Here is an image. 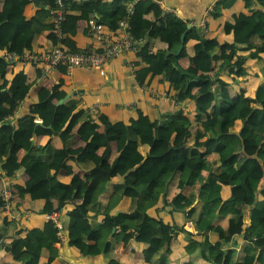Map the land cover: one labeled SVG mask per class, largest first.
Here are the masks:
<instances>
[{
    "label": "trees",
    "instance_id": "1",
    "mask_svg": "<svg viewBox=\"0 0 264 264\" xmlns=\"http://www.w3.org/2000/svg\"><path fill=\"white\" fill-rule=\"evenodd\" d=\"M143 1L156 5L151 0H138L128 12L132 0H64L68 11H78L85 20L92 18L113 31L126 18L128 32L135 42L143 37L152 41L149 34L158 28L157 38L166 48L149 52L146 65L137 70V76H159L169 83L168 91L175 102L195 103L196 115L189 118L179 109L146 121L138 111L136 119L120 124L116 131L113 127H101L104 118L101 115L95 118L88 109L80 107L78 98L56 105L60 88V83H56L50 88L40 87L30 114L12 123L5 116L13 115L31 83L23 71L7 78L10 62L0 55V168L7 176L23 168L28 179L22 186L14 185L13 196L43 199L40 213L47 214L74 202L73 215L66 225L69 243L91 241L95 252H103L111 262L118 235L129 231L136 242L147 245L146 253L153 264L167 262L174 227H164L159 219L147 214V209L161 195L165 205H170L172 211L184 212L186 220L194 224L196 233L188 234L185 246L191 256L185 264L210 258L216 262L220 257L219 264H264V188L257 196L249 185L250 178L264 176V0H243L251 13L242 17L234 14L232 21L224 22L223 30L233 35L230 44L217 43L207 49L198 26L186 29L185 36L196 40L190 58L194 70L179 63L186 56L185 45L181 32L171 26L181 22L172 14H168L163 24L149 19L141 9ZM30 3L36 10L25 18L22 12ZM55 7V0H0V50L18 53L34 50L38 36L53 29L51 10ZM68 18L67 13L63 37L58 40L53 35L57 44L77 51L69 46L70 40L65 35ZM11 26L23 32L20 42L13 43L9 37ZM225 46L229 51L223 55ZM248 66L254 67L263 80L254 97L241 98L242 90L234 86L239 77L246 76ZM37 74L40 75L38 67ZM220 74L230 81L220 78ZM61 108L64 114L58 119ZM36 118L41 120L40 125H36ZM237 122L240 129L236 131ZM54 132L60 138L59 148L50 141L41 147L32 144L33 136ZM77 137L83 142L78 148ZM114 141H118L120 152L112 158ZM144 146L148 147L146 155L141 152ZM100 148L104 151L95 162L93 157ZM17 150L25 151L22 158L17 156ZM71 157L84 174L65 183L53 171L62 168L72 172L67 163ZM152 158L166 159L152 163ZM248 161L247 168H243ZM185 168L189 174L183 179ZM166 172L170 177L162 181ZM116 177L122 180L116 182ZM137 181L143 186L132 196L128 207L111 214L110 206L126 190L135 189ZM111 182L113 192L106 204L93 201L94 192L98 190L95 195L98 196ZM223 185L230 189L227 198L221 194ZM187 188L190 190L186 196L178 200ZM100 215L102 219L98 218ZM246 215L250 225L245 223ZM220 216H226L224 225L219 223ZM80 217H90V221L80 226L77 221ZM8 225L9 220L4 218L0 239L7 237ZM20 233L11 236L3 247L21 264H39L40 258L55 254L59 235L51 220L42 228L28 229L24 236ZM238 236L241 243L235 239Z\"/></svg>",
    "mask_w": 264,
    "mask_h": 264
},
{
    "label": "crops",
    "instance_id": "2",
    "mask_svg": "<svg viewBox=\"0 0 264 264\" xmlns=\"http://www.w3.org/2000/svg\"><path fill=\"white\" fill-rule=\"evenodd\" d=\"M77 1L83 2L86 0ZM101 1L110 2L111 0ZM218 2V7L215 9ZM141 9L146 13L149 19H157L161 24L165 23L168 14L174 15V17L181 22L173 24L171 28L181 32V40L185 45L186 56L181 57L179 63L183 67L191 70H194V67L190 65V58L193 56V48L196 40L185 36L186 29L192 26H198V32L202 33L205 38V47L207 49H212L217 43L230 44L233 42L232 33H226L223 30L224 22L232 21L234 14L242 17L251 13L250 10L244 6L243 0H162L161 4L156 5L149 1H143ZM35 10L36 7L34 4L30 3L25 7L22 15L25 18H29ZM100 13H104V10H101ZM68 14L69 18L65 29V35L70 40L69 46L79 50L87 47L93 41L87 30L88 20L82 18L80 13L75 10H69ZM105 29L107 30L108 28L105 26ZM158 30L159 29L156 28L150 32L149 36L152 41L148 42L147 38L143 37L136 42L138 44L136 48L123 50L121 54L113 60L111 67L103 74L96 68L80 66L72 69L70 73L60 68L51 69L43 77L37 74V67L22 62H11L7 71V78L11 79L15 73L23 71L27 73L28 81L31 85L26 89V97L20 102L13 115H6L5 118L10 119L12 123H16L20 118L30 114V106L36 101L39 88H50L56 83H60V88L55 102L66 95H69L67 99L78 98L81 101L80 107L88 109L95 118L99 115L104 118L101 127H113L116 131H118L120 124L130 123L133 119H136L138 111H140L146 121H153L159 118L163 113L174 112L179 109L189 118H193L196 115L195 103L189 100L181 104L175 102L170 97L168 82L161 80L157 75H148L142 78L137 76V70L146 65L149 52L166 48V44L157 38ZM113 33L121 35L124 33V30L118 28L113 31ZM22 36L23 32L21 30L16 29L15 26H11L9 37L12 39L13 43L20 42ZM55 45H57V43L53 31L45 30L36 39L34 51L50 49ZM228 51L229 48L225 46L221 52L223 55H226ZM4 52L5 51L0 50V55L3 56ZM254 73L256 74L255 76ZM220 78L230 81V79L223 74H220ZM262 80L263 77L261 74L256 71L254 67L248 66L246 76L239 77L234 88L238 91L242 90L241 98H244V96L254 97L255 89ZM95 105H98V107L95 111H92L91 108ZM63 112V108L59 109L57 115L58 119L63 117ZM36 120L40 119L36 118ZM235 129L236 131L240 129L239 122L236 123ZM59 139L56 133H52V135H35L31 140L32 144L36 147L44 146L50 141V144L59 148L61 146ZM82 145L83 142L77 137L75 146L78 148ZM111 148V157L114 158L120 152L118 141L112 142ZM103 151L104 148H100L97 151L93 157L95 162L98 161ZM141 152L146 155L148 147H141ZM24 154V150H17V156L19 158H22ZM165 159L166 158H152L150 161L152 163H157ZM67 163L71 166L72 172L68 173L64 169L58 168L53 171V174L62 182H74L82 176L84 172L75 164L74 157H71ZM248 164L249 161L243 168L246 169ZM188 174L189 169L185 168L182 173V178L186 179ZM4 177H6V180L11 181L13 186H22L28 179L23 168L15 171L12 176H7L4 173ZM169 177L170 173L166 172L161 176V180L167 181ZM114 180L120 182L122 177H116ZM249 185L258 196L259 191L264 188V176L261 179L250 178ZM135 186V189L126 190L124 195L110 206L111 214L118 213L128 207L132 196L135 195L143 184L137 181ZM189 190V188L185 189L178 200L184 198ZM112 192L111 182L105 186L103 192L98 196H95L98 193V190H96L92 200H100L102 205H105ZM229 192V186L223 185L221 191L222 197L227 198ZM12 203L15 211L18 213L16 217L10 218L0 209V226L4 218L9 220L6 231L7 237H5V239H0V264H21L4 249L3 243L9 240L11 236L15 237L16 233L19 231H22L20 236H24L28 229L42 228L47 221V214L40 213L44 203L43 199L32 200L28 195L23 198L13 196ZM73 209L74 202H68L61 208L63 230L61 231L59 241L54 245L55 254L40 258L39 264H153L146 253L147 245L143 242H136L130 231L124 233L122 236L118 235V241L111 258L112 262L103 252H95V246L91 241L78 240L70 244L69 230L66 225L69 218L73 215ZM22 210H30L34 213L23 216L20 213ZM147 214L159 219L164 227H174L171 250L167 262L163 264L168 262L169 264L186 262L187 257L190 258L191 256L185 251V246L187 245L189 237L188 234L196 233L193 222L186 220L184 212L180 210L172 211L170 205H165L161 200V195L159 201L147 209ZM98 218L102 219V215ZM77 221L78 224L82 226L90 221V217H80ZM225 221L226 216L219 217V223L221 225H224ZM245 223L246 225H250L248 215L245 216ZM195 238L201 239L200 236L196 235ZM235 239L239 243L242 242L240 236L235 237ZM219 259H221V257ZM219 259H216V262H218ZM196 264H212V258L207 261L199 259Z\"/></svg>",
    "mask_w": 264,
    "mask_h": 264
},
{
    "label": "built area",
    "instance_id": "3",
    "mask_svg": "<svg viewBox=\"0 0 264 264\" xmlns=\"http://www.w3.org/2000/svg\"><path fill=\"white\" fill-rule=\"evenodd\" d=\"M138 0H132L128 5V12L132 11L133 3ZM155 4H161L162 0H151ZM56 7L51 10L53 14V33L59 40L63 37V23L65 21L68 9L64 0H55ZM119 28L124 30L121 35H116L113 31L105 29L103 24H97L94 19L87 22V30L92 38V43L85 48L74 51L57 44L50 49L42 51L24 50L20 53L15 51H5L3 57L8 62H22L34 65L40 69V75L43 77L49 70L62 67L65 72L70 73L72 69L80 66L96 68L101 74L105 73L112 65L113 60L125 49L136 48V42L132 40L128 32V22L126 18L119 22ZM98 105L92 106V111L97 109ZM4 172L0 168V209L10 218L16 217L18 213L13 207V189L11 181L6 180ZM23 216H28L33 211L22 210ZM47 220H51L58 229V235L61 236L63 230V221L61 209L54 210L46 215Z\"/></svg>",
    "mask_w": 264,
    "mask_h": 264
},
{
    "label": "water",
    "instance_id": "4",
    "mask_svg": "<svg viewBox=\"0 0 264 264\" xmlns=\"http://www.w3.org/2000/svg\"><path fill=\"white\" fill-rule=\"evenodd\" d=\"M69 95H66L65 97L59 99L57 102H56V105H60L63 101H65L67 99ZM36 125H40L41 124V120H36L35 121ZM48 129H51V125H48L46 126ZM55 133V132H54Z\"/></svg>",
    "mask_w": 264,
    "mask_h": 264
},
{
    "label": "rangeland",
    "instance_id": "5",
    "mask_svg": "<svg viewBox=\"0 0 264 264\" xmlns=\"http://www.w3.org/2000/svg\"><path fill=\"white\" fill-rule=\"evenodd\" d=\"M244 92V91H243ZM189 257H187V260H186V262H188L189 261ZM186 262H182V263H180V262H178V264L180 263V264H185ZM166 264H169V262L168 263H166ZM212 264H219L218 262H214V261H212Z\"/></svg>",
    "mask_w": 264,
    "mask_h": 264
}]
</instances>
